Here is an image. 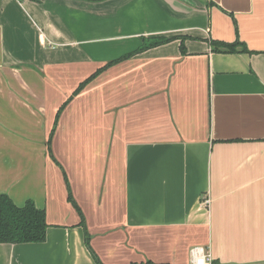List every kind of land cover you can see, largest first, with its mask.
<instances>
[{"label": "crops", "instance_id": "obj_1", "mask_svg": "<svg viewBox=\"0 0 264 264\" xmlns=\"http://www.w3.org/2000/svg\"><path fill=\"white\" fill-rule=\"evenodd\" d=\"M63 173L103 264H264V0H0V264H95Z\"/></svg>", "mask_w": 264, "mask_h": 264}, {"label": "trees", "instance_id": "obj_2", "mask_svg": "<svg viewBox=\"0 0 264 264\" xmlns=\"http://www.w3.org/2000/svg\"><path fill=\"white\" fill-rule=\"evenodd\" d=\"M90 2H99L103 0H84ZM172 39L171 37H162V38H150L142 40V45H140L136 50L126 53L115 60H111L107 62L103 67L99 68L95 73L90 75L84 81H82L76 88L73 94H76L80 91L91 79H93L96 75H98L101 71L106 69L107 67L134 55H137L144 50L160 45ZM212 44L222 48L227 51H235V43L234 44H223L213 42ZM183 49V45H182ZM63 107V106H62ZM61 107V108H62ZM61 110V109H60ZM59 110V111H60ZM58 111V113H59ZM66 185H67V192L68 201L76 208V210L81 215V225L84 228V220L83 216L80 212V209L76 202L74 201L70 187L66 178V175L63 173ZM48 224L46 223L45 219V211L42 208L36 207L32 200H26V202L18 206L16 205L12 199L7 195L0 193V243H39L43 242L46 239V230ZM85 232V240L88 246L89 251L91 252L95 264H103L100 262L94 251L91 249L88 241L89 236L84 228ZM129 264H163V263H155L152 261H145V262H132Z\"/></svg>", "mask_w": 264, "mask_h": 264}, {"label": "built area", "instance_id": "obj_3", "mask_svg": "<svg viewBox=\"0 0 264 264\" xmlns=\"http://www.w3.org/2000/svg\"><path fill=\"white\" fill-rule=\"evenodd\" d=\"M204 204H208L209 200L204 199ZM190 262L192 264H211V254L206 252L201 246H194L189 251Z\"/></svg>", "mask_w": 264, "mask_h": 264}]
</instances>
